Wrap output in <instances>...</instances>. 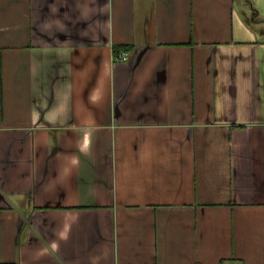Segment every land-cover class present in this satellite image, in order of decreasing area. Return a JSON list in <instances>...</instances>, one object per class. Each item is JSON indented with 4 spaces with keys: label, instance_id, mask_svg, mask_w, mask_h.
Here are the masks:
<instances>
[{
    "label": "crops",
    "instance_id": "0c3cea01",
    "mask_svg": "<svg viewBox=\"0 0 264 264\" xmlns=\"http://www.w3.org/2000/svg\"><path fill=\"white\" fill-rule=\"evenodd\" d=\"M0 264H264V0H0Z\"/></svg>",
    "mask_w": 264,
    "mask_h": 264
},
{
    "label": "built area",
    "instance_id": "2783aa9c",
    "mask_svg": "<svg viewBox=\"0 0 264 264\" xmlns=\"http://www.w3.org/2000/svg\"><path fill=\"white\" fill-rule=\"evenodd\" d=\"M115 58H116L118 61H121V62H124V61L129 60V56H128V54L125 53V52H122V53L116 55Z\"/></svg>",
    "mask_w": 264,
    "mask_h": 264
}]
</instances>
